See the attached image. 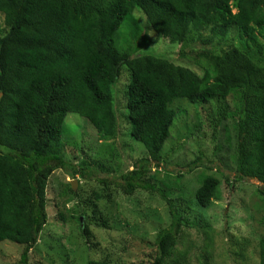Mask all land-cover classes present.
<instances>
[{
    "label": "trees",
    "instance_id": "obj_1",
    "mask_svg": "<svg viewBox=\"0 0 264 264\" xmlns=\"http://www.w3.org/2000/svg\"><path fill=\"white\" fill-rule=\"evenodd\" d=\"M0 16V245L23 248L18 264H29L49 221L46 191L59 170L97 180L103 192L115 187L132 199L144 191L165 203L171 222L157 234L152 264H186L188 252L177 253L183 228L199 230L209 255L211 224L178 213L151 174L167 164L172 129L188 113L181 104L202 115L223 102L213 126L232 119L236 170L234 178L218 173L229 188L258 181L264 198V0H0ZM160 43L179 48V59L152 52ZM77 117L94 143L126 135L142 155L133 164L123 158L115 176L99 179L98 153L75 161L64 154L67 122ZM202 158L178 174L213 171ZM221 188L220 179L202 175L195 206L210 211ZM66 192L78 198L71 183ZM80 229L92 252L89 225ZM87 264L120 263L107 257Z\"/></svg>",
    "mask_w": 264,
    "mask_h": 264
},
{
    "label": "rangeland",
    "instance_id": "obj_2",
    "mask_svg": "<svg viewBox=\"0 0 264 264\" xmlns=\"http://www.w3.org/2000/svg\"><path fill=\"white\" fill-rule=\"evenodd\" d=\"M0 27H3L1 16ZM195 47L203 48L200 45ZM152 49L155 54H170L172 59H179V48L171 44L160 43ZM234 101L232 97L226 100L224 105L229 106L227 114L232 112ZM180 106L188 113L182 115L172 129V137L163 153L167 164L160 169L154 168L151 174L157 178V186L173 200L178 213L185 215L189 221L200 223L205 219L211 224L214 245L209 248L210 254L204 257L199 230L183 228L177 253L188 252L186 264H260V240L264 238V198L257 190L261 184L249 180L229 188L218 173L221 169L231 178L235 175L236 136L232 119L222 121L219 127L213 126L219 118L214 110L223 106V102L207 105L204 111H200L202 115L189 104ZM78 117V122H67L72 136L65 145L64 154L75 161L77 157L92 159V155L98 153L100 171L96 177L99 179L115 176L123 166V158L133 164L142 155L137 149L139 144L133 145L135 142L131 139L132 142H129L124 137L126 135L94 143L87 131L83 133L85 124L83 118ZM186 125L189 129L185 128ZM121 132V135L125 134V130ZM200 154L213 171L198 168L190 174H186L185 170L178 174ZM169 170L172 172L169 173ZM202 175H213L222 182V199L207 212L194 204V195L200 187ZM72 181L78 183L76 193L79 195L69 200V192L66 191ZM103 191L104 186L97 180H73L62 171H56L46 191L49 221L30 252L29 264H87L90 260L107 257L120 264H152L157 234L168 228L171 222L165 203L157 195L151 196L144 191H137L132 199L115 187ZM94 193L100 194L101 199L96 200ZM80 223L89 225L92 233L90 242L95 245L92 252L85 246ZM1 244L0 264H18L23 248ZM83 250L87 251V256Z\"/></svg>",
    "mask_w": 264,
    "mask_h": 264
},
{
    "label": "water",
    "instance_id": "obj_3",
    "mask_svg": "<svg viewBox=\"0 0 264 264\" xmlns=\"http://www.w3.org/2000/svg\"><path fill=\"white\" fill-rule=\"evenodd\" d=\"M71 186H72V189H73L74 191H76V190H77L78 183H77L76 181H72V182H71Z\"/></svg>",
    "mask_w": 264,
    "mask_h": 264
}]
</instances>
